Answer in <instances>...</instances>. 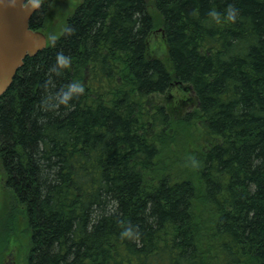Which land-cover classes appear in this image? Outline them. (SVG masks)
Instances as JSON below:
<instances>
[{
  "label": "trees",
  "instance_id": "16d2710c",
  "mask_svg": "<svg viewBox=\"0 0 264 264\" xmlns=\"http://www.w3.org/2000/svg\"><path fill=\"white\" fill-rule=\"evenodd\" d=\"M0 173L24 264H264V0H83L0 97Z\"/></svg>",
  "mask_w": 264,
  "mask_h": 264
},
{
  "label": "water",
  "instance_id": "95a60500",
  "mask_svg": "<svg viewBox=\"0 0 264 264\" xmlns=\"http://www.w3.org/2000/svg\"><path fill=\"white\" fill-rule=\"evenodd\" d=\"M40 3L29 0H0V97L11 86L27 57L47 47V36L30 28Z\"/></svg>",
  "mask_w": 264,
  "mask_h": 264
},
{
  "label": "rangeland",
  "instance_id": "374dc122",
  "mask_svg": "<svg viewBox=\"0 0 264 264\" xmlns=\"http://www.w3.org/2000/svg\"><path fill=\"white\" fill-rule=\"evenodd\" d=\"M82 1L83 0H44L41 15L44 21V32L49 41L57 38L61 34L67 18ZM149 49L154 56L160 58L165 57L166 47L159 30L154 32L149 44ZM170 94V105L173 106L177 104L179 106V103L174 100L178 95L175 93V89H173ZM179 108H181L183 112L191 109L190 106H184V104L183 107L179 106ZM0 197L3 198L1 191ZM11 225L13 224H11L9 220L6 221V218H0V264H24L25 237L24 234L19 232L17 235L13 234V232L8 229ZM5 242L13 246L12 251L9 250L10 246L8 247V244L4 246V244H6Z\"/></svg>",
  "mask_w": 264,
  "mask_h": 264
},
{
  "label": "clouds",
  "instance_id": "9594fccd",
  "mask_svg": "<svg viewBox=\"0 0 264 264\" xmlns=\"http://www.w3.org/2000/svg\"><path fill=\"white\" fill-rule=\"evenodd\" d=\"M239 9L234 3L229 2L224 12L218 11L216 8L210 9L208 15L217 24L226 21H235L238 17ZM56 63L60 68L66 67L70 63V58L65 56L63 52L57 53ZM84 85L79 82H74L68 85V91L63 92L61 97L62 102L67 103L75 93H83ZM122 236L132 237L133 233L131 229H126L122 232Z\"/></svg>",
  "mask_w": 264,
  "mask_h": 264
},
{
  "label": "flooded vegetation",
  "instance_id": "af4514ba",
  "mask_svg": "<svg viewBox=\"0 0 264 264\" xmlns=\"http://www.w3.org/2000/svg\"><path fill=\"white\" fill-rule=\"evenodd\" d=\"M29 1H37V2H39L40 3V8L38 9V11L43 7V2H44V0H29ZM80 4V3H79ZM35 31H41V32H43L44 33V30H35ZM0 181H1V173H0ZM1 199V198H0ZM5 200V199H4Z\"/></svg>",
  "mask_w": 264,
  "mask_h": 264
},
{
  "label": "bare ground",
  "instance_id": "6f19581e",
  "mask_svg": "<svg viewBox=\"0 0 264 264\" xmlns=\"http://www.w3.org/2000/svg\"><path fill=\"white\" fill-rule=\"evenodd\" d=\"M25 228V227H24ZM25 236V235H24ZM238 245V244H237ZM8 248V247H7ZM203 248V247H202ZM212 248V247H211ZM202 251V250H201ZM211 251V250H210ZM239 255H241V254H239ZM209 258V257H208ZM5 259V258H4ZM244 259V258H243ZM187 260V259H186ZM235 260V259H234ZM246 262V261H245ZM143 264V263H142Z\"/></svg>",
  "mask_w": 264,
  "mask_h": 264
}]
</instances>
